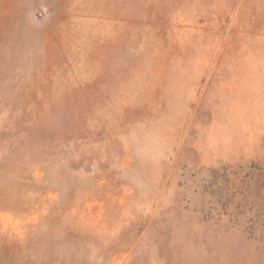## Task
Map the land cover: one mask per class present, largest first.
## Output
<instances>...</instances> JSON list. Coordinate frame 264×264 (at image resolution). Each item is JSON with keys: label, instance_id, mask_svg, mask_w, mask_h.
Segmentation results:
<instances>
[{"label": "rangeland", "instance_id": "374dc122", "mask_svg": "<svg viewBox=\"0 0 264 264\" xmlns=\"http://www.w3.org/2000/svg\"><path fill=\"white\" fill-rule=\"evenodd\" d=\"M0 264H264V0H0Z\"/></svg>", "mask_w": 264, "mask_h": 264}]
</instances>
